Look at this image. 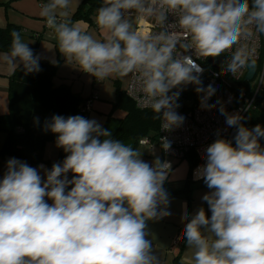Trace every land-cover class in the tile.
I'll list each match as a JSON object with an SVG mask.
<instances>
[{"label":"clouds","instance_id":"clouds-1","mask_svg":"<svg viewBox=\"0 0 264 264\" xmlns=\"http://www.w3.org/2000/svg\"><path fill=\"white\" fill-rule=\"evenodd\" d=\"M69 4L47 0L39 12L66 63L101 82L135 74L131 87L163 131L185 119L176 112L180 91L173 89L197 85L201 107L215 106L206 103L215 88L200 86L203 69L183 53L191 50L197 59L230 53L220 74L238 79L256 64L254 36L264 33V0H103L95 16L103 40L71 21ZM132 13L159 31L137 30ZM169 14L176 19L166 24ZM11 37L0 59L13 69L22 65L25 74L39 72L29 43L18 31ZM242 119L227 116V125L237 128L233 140L218 136L197 170L207 209L199 208L183 228L180 239L192 251L181 264H264V127L250 130ZM44 129L57 134L56 146L67 155L45 170L46 179L26 162H7L0 180V264H161L147 222L171 215L163 187L171 164L143 161L142 152L113 139L95 119L53 115ZM160 144L165 152L171 147L166 137Z\"/></svg>","mask_w":264,"mask_h":264},{"label":"trees","instance_id":"trees-1","mask_svg":"<svg viewBox=\"0 0 264 264\" xmlns=\"http://www.w3.org/2000/svg\"><path fill=\"white\" fill-rule=\"evenodd\" d=\"M101 6L102 0H82L71 14L70 19L73 23L81 20L95 26L93 15L96 16ZM13 30L21 34V29L16 24L8 23L0 27V51H10ZM35 36L37 39L40 37L38 34ZM31 49L34 53L36 46ZM39 66L41 69L39 72L25 74L23 66L19 65L9 74L8 110L0 113V134L4 135L0 145V155L20 158L31 167L45 164L50 170L53 164L59 163L60 159H65L67 153L58 147L57 160L51 162L44 158L45 144L56 142L57 139V134L45 131V122L51 120L53 115H61L65 118L80 115L87 119L90 111L86 112L83 109L86 101L93 97L94 92L89 96H82L80 92L73 91L70 83L61 80V77L56 75L57 65L46 59H39ZM239 85L246 87V81L241 80ZM253 91L250 90L248 94L252 95ZM262 100H264V89L257 93L254 107H251L240 121L250 130L256 125L264 127V106L261 105L264 101ZM116 104L121 105L126 114L118 119L109 117L102 128L109 130L113 139L131 145L134 149L144 138L154 145L158 137L160 119L154 118L156 114L153 110L137 108L125 94L124 89H117ZM260 144H264V137L260 138ZM185 158L189 161V170L183 184L174 190H168L164 187L165 181L163 187L168 194L186 201L187 223L191 219L193 183L200 182L203 183L202 186L205 184L202 179L196 181L192 179V171L197 166L198 159L192 152H188L183 159ZM175 165L176 162L173 166ZM72 178L71 173L68 179ZM70 187L71 185L68 190ZM181 234L182 232L179 237ZM180 241L181 248L172 257L170 264H181L186 242L183 238Z\"/></svg>","mask_w":264,"mask_h":264},{"label":"built area","instance_id":"built-area-1","mask_svg":"<svg viewBox=\"0 0 264 264\" xmlns=\"http://www.w3.org/2000/svg\"><path fill=\"white\" fill-rule=\"evenodd\" d=\"M133 14L134 13H132V15ZM175 19V17L169 14L166 24L174 23ZM95 26L98 27L96 23ZM141 28L148 32L159 31V29L154 28L152 20H145L143 23L139 22L136 29L140 30ZM169 31H172V29H169ZM254 43L257 49L256 62H258L256 63V73L258 69L261 68V76L259 84L257 88L254 89L252 95L248 94L250 91L248 87L239 85L240 81L244 80L248 68L241 70L238 79L233 77L230 73L220 74L222 72L223 62L227 60L230 53L226 52L220 56L223 57L222 63H218L220 57L213 58L217 67L209 62V57L206 59H197L191 50L187 53H183L185 55H190L195 63L203 69L200 78L206 79V86L204 88H207L209 85L215 88L216 91L214 95L206 101L207 104L215 106L211 109L202 108L201 99L204 93H197L195 89H185L184 86H182V89H173L172 91H180L177 100L179 107L176 109V112L185 118L184 122L180 127L173 128L171 131H163L162 120L160 119L158 137L154 145L159 148V158L161 160L169 158L166 161L171 164V167L175 162L183 159L188 152H192L198 159V164L192 171L193 180H199V178H197V170L204 164L203 156L206 153L207 147L214 142L218 136L226 140H233L237 128L227 125V116L238 114L244 117L246 112L251 107H254L256 95L261 91V81L264 80V33H256L254 36ZM134 75L135 74L129 75V80L124 87V92L134 102L137 108L151 109L140 103L139 97L141 94L132 89L131 82ZM94 99H96L95 93L92 98L86 101L83 109L84 111L89 112L91 110ZM221 107L224 109L223 113L220 110ZM160 137H166L171 143V147L167 152L161 147ZM140 145L152 144L149 143L148 139L144 138L140 140ZM152 164L153 163L150 165ZM49 201L50 200L47 202L49 203Z\"/></svg>","mask_w":264,"mask_h":264},{"label":"rangeland","instance_id":"rangeland-1","mask_svg":"<svg viewBox=\"0 0 264 264\" xmlns=\"http://www.w3.org/2000/svg\"><path fill=\"white\" fill-rule=\"evenodd\" d=\"M72 8L73 6L69 5V10H72ZM71 14L72 13H70V15ZM93 17V21H95V16L93 15ZM133 24L135 27V18H133ZM87 33L91 34L94 38L99 40H103L106 35L105 33V35H103V32L100 29H97L94 25L90 26ZM35 35V31H21L22 40L25 43H29V48L36 46L34 55L39 56L40 59H46L51 63L57 65L56 75L58 77H61V80L70 83L73 91L80 92L82 96H89L91 93H95L96 99L93 100V107L92 110H90V112L88 113L87 119H95L103 127L109 117L112 119H118L122 118L126 114L125 109L121 105H117L116 101L117 89H124L127 81L129 80V76L124 78L110 77L103 82L98 81L95 77L78 69V65H76L75 63H66L65 57L62 56V54L58 50L55 33H42V36H40L38 39ZM4 53L8 52L0 51V56H2ZM13 71L14 69L10 65L0 59V113H5L8 110V77L9 74H11ZM260 76L261 68L258 69L256 75L252 80L246 82V87H248L251 91L256 89L260 81ZM262 89H264V83H262L261 90ZM3 138L4 135L0 134V145L3 141ZM135 149L142 152L141 159L149 164L153 163L156 158L160 157L159 148H157V146L155 145L139 144ZM43 156L45 159H48L51 162L58 159V147L56 146V142H47L45 144ZM11 158L16 157L0 155V180H2L4 173L7 171V162ZM16 159L23 161L20 158ZM168 159L169 158H166V160ZM63 160L64 159H60L59 163H62ZM188 170V159L185 158L180 160L179 162H176V165L171 167L168 179L166 180L164 187L168 190H174L175 188L181 186L187 176ZM70 174L71 172L67 174L68 178ZM201 184L203 183H193L194 188L192 191V203L190 209L191 218L193 213L196 212L199 208L204 207L205 209H207V204L205 201H203L202 198L208 190L206 186H202ZM168 195L170 200L168 211H170L171 215L160 220L169 222L168 225L171 226V222H173L176 215L179 214L181 203L182 207L183 204L186 205V212L187 204L186 201H184L180 197H175L170 194ZM183 221L185 220H182V223ZM183 228L184 227L182 225V231ZM181 245L182 244L179 243V245H176L175 247L173 245L172 248L176 249V251L178 252L181 248Z\"/></svg>","mask_w":264,"mask_h":264},{"label":"crops","instance_id":"crops-1","mask_svg":"<svg viewBox=\"0 0 264 264\" xmlns=\"http://www.w3.org/2000/svg\"><path fill=\"white\" fill-rule=\"evenodd\" d=\"M81 1L82 0H70L69 5L73 6L72 10H69L70 13H73L76 10ZM45 3H47V0H0V27H4L8 23H13L18 25L21 31L24 32H27V30L32 32L35 31V33L39 36H42V33L44 34L45 32H47V34H53L54 31L46 26L45 19L39 15L41 6ZM132 16L135 18V14ZM74 23L78 24L81 29L86 32H88L91 26L87 22L81 20ZM138 23L139 20L135 19V28ZM102 34L105 35L104 33ZM261 105L264 106V102H262ZM261 146L264 147V144H261ZM41 165L43 166L42 168L40 167ZM34 168L38 170L42 179H46L44 172L45 170H48V168L45 164H39ZM51 203L52 202L50 200L49 204ZM182 217H184L183 220H185L183 223ZM186 219V205L183 204L182 207L181 203L179 214L176 215L173 222H171V226L168 225L169 222L163 220L147 222V229L149 232V236L147 238L153 242L154 254L158 256L161 264H170L172 257L177 253L176 249L172 247L173 245L175 247L181 243V241L179 242V236L182 232V225L184 227V224H186ZM191 251L192 250L187 246V244H185L182 258L187 259L190 257Z\"/></svg>","mask_w":264,"mask_h":264},{"label":"water","instance_id":"water-1","mask_svg":"<svg viewBox=\"0 0 264 264\" xmlns=\"http://www.w3.org/2000/svg\"><path fill=\"white\" fill-rule=\"evenodd\" d=\"M209 62L212 63L214 66L217 67L216 63H214V59L213 57H209ZM223 61V57H220L218 60V63H222ZM256 69L257 66L256 64L254 66H251L250 68H248V71L246 72L245 76H244V80L245 81H250L253 79L255 73H256ZM202 84L200 85L201 87H205L206 86V79H201ZM197 85H193V84H188V85H184L185 89H196Z\"/></svg>","mask_w":264,"mask_h":264}]
</instances>
